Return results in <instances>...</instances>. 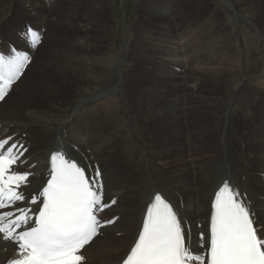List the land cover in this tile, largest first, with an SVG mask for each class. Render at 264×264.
Instances as JSON below:
<instances>
[{
	"label": "bare ground",
	"instance_id": "obj_1",
	"mask_svg": "<svg viewBox=\"0 0 264 264\" xmlns=\"http://www.w3.org/2000/svg\"><path fill=\"white\" fill-rule=\"evenodd\" d=\"M197 1L205 2L202 9L208 22V26L205 23L206 27L197 32L203 37V49H221L217 56H200L196 52L187 58L186 64L175 60L182 70L171 73L161 60H155L160 51L156 44L178 27L175 22L165 25L177 14V0L134 1L131 34L126 37L127 45L122 49L124 63L120 67L118 62L114 63L117 53L100 37L110 33L113 27L106 16L111 13L107 1L60 0L57 4L66 2L68 15L77 20L75 35L55 38L59 42L50 56H55L57 61L52 64V59L43 61L46 64L40 67L43 73L39 75V83L21 93L19 103L24 104L25 110L19 114L18 110L6 108V102L21 89L37 53L47 46L45 42L52 29L61 28L64 18L53 14L57 11L51 4L54 0L48 5L44 0H0V51H9L13 45L34 58L0 102V139L12 137L9 144H22L27 149L14 165L16 172L31 173L27 184L18 189L24 194V201L18 207L37 208L38 204L29 201L45 182L48 157L63 148L72 160L88 170L91 168V174L97 168L100 170L104 203L116 201L102 216L107 221L116 213L129 217L111 238L100 232V243H96L97 236L85 246L80 253L85 258L83 264H116L126 256L140 225L137 208L143 215L154 192H162L176 208L184 221L191 251L201 252L207 245V240L202 242L199 237L201 234L207 237L215 188L225 181L249 200L256 222L261 221L257 225L264 227L261 209L264 180L260 176L254 190L248 173L253 167L259 170L260 164L264 168V21L256 22L259 11H264V0ZM82 3L98 10L100 17L94 12L93 23L77 14V6ZM19 11L23 19L15 22L14 15ZM97 21L101 27L98 23L95 27ZM149 21L153 23L149 27L154 33H146L144 29ZM28 27L42 36V43L33 50L20 36ZM94 31L97 34L92 37ZM252 38L254 43L247 47ZM233 41L238 47L244 43L249 51L241 63L237 47L229 48ZM61 44L65 46L60 48ZM173 45L161 50H166L169 57L172 51L176 56L187 51L175 50ZM52 66L57 73L52 71ZM186 70L191 74L182 79L178 72ZM128 78L132 79L130 97H108L113 85L122 88ZM65 87H74L72 97L61 101L55 90ZM101 95L106 99L98 101L96 98ZM97 106L91 126V113ZM107 106L110 111L96 128L101 109ZM255 118L257 124H251ZM184 136L190 137V141ZM244 137L251 143H243ZM194 153L202 154L203 159L186 162V156ZM104 155L110 156L113 182L127 179L126 189L121 185L111 186L105 178L101 168ZM123 205L129 206L123 209ZM199 222L201 226L197 227ZM16 253L15 243L0 238V264H8L16 258Z\"/></svg>",
	"mask_w": 264,
	"mask_h": 264
},
{
	"label": "snow or ice",
	"instance_id": "obj_2",
	"mask_svg": "<svg viewBox=\"0 0 264 264\" xmlns=\"http://www.w3.org/2000/svg\"><path fill=\"white\" fill-rule=\"evenodd\" d=\"M25 35L31 46L40 43V34L30 27ZM29 62L23 53H16L11 59L0 55V100ZM11 139H0V210L24 201V194L18 189L27 184L31 175L12 171L27 149L22 144L9 146ZM49 173L46 185L29 201L39 205L38 212L33 213L31 208L0 211V238L17 244L16 258L8 264H83L81 250L104 227L98 214L116 203L102 202L98 168L90 177L63 152L50 156ZM186 238L184 221L174 205L157 193L121 264H264V227L257 225L246 199L227 181L212 201L209 234L200 237L202 242L207 240L206 251L194 254Z\"/></svg>",
	"mask_w": 264,
	"mask_h": 264
},
{
	"label": "rangeland",
	"instance_id": "obj_3",
	"mask_svg": "<svg viewBox=\"0 0 264 264\" xmlns=\"http://www.w3.org/2000/svg\"><path fill=\"white\" fill-rule=\"evenodd\" d=\"M59 1L60 0H54V2H52L51 4H52V7H55V10H57L56 12L54 11L53 14L57 13V14L60 15L61 18H64L63 23L60 26L61 28H58V29H54L53 28L52 29L50 35L48 36V38H47V40L45 42V43H47V46L45 44L44 47L42 49H40L41 51H39L37 53L36 58L35 59L33 58L34 59V63L32 65V67L30 68V71H29L30 73L28 75L27 74L25 75V79L23 80V82H22V84L20 86L21 89L18 92H15L14 94L10 95L8 101L6 102L7 103L5 105L6 108H13L15 110H18L19 114L23 113L24 110H25L24 104L19 103V99H20L21 93H25L27 91H30L32 89V85H34V83H39V80H40L39 75L43 73L42 70L40 69V67H42L43 65L46 64L44 62L47 61V58H48V60L52 59L51 64L53 63V61L54 62L57 61V58L55 56H53V57L50 56L51 52L56 49V46L58 45L57 43L59 42L55 38L57 36H61L62 35V36H65V39H67L68 37L72 38L75 35L74 31H76V29H77V24H76L77 20L72 15H71V17L68 15V12L66 10L67 6H65L66 2H64L63 4L62 3L61 4H57ZM88 1L89 0H87V2ZM106 1H107L108 5L111 8V13L109 15H106L107 16V20L111 21L110 24L112 23L111 25L113 27L111 28L112 30L110 31V33H108V32L104 33L103 36L100 35V37H101V39H103V41H105L109 45L110 50L114 51L115 54L117 53L116 54L117 57L116 56L114 57V63L118 62L119 67H120L124 63L123 58H122V55H123L122 54V49H124L125 46L127 45L126 37H128L131 34V27H132L133 23L131 22V18L130 17H131L132 11H133V5H134V1L135 0H106ZM44 2L47 3V5L50 4V0H44ZM87 2H85V3H87ZM204 4H205L204 1H202V3L200 4V3H198L197 0H177V4H176L177 10H178L177 14H175V16L171 17L170 20H168L169 23L165 24V25H167V24H171V22L172 23L175 22L178 25V27L173 30V32H172L173 34L171 36L170 35L169 36H165L164 39H161V40L157 41L156 46H158L160 48V51L158 52L157 57L155 58V60L156 61L157 60H161V63L163 65H165V67L171 73L172 72H177L178 69H179V67L177 66V62L175 60H177L178 63H181V60H183V61H185V64H186L187 58L189 56H191V55L195 56L196 52H199L200 54H198V53H196V54H198L200 56H203V55L217 56L219 54L218 51L221 48H218L216 51H214L212 49H203L205 47V44L203 43V37L201 38L200 34H197V32L201 31L202 28H205L206 26H208L207 25L208 22L206 21L207 15H206L205 12L203 13V9H202V6ZM77 9H78L77 10V14L78 15L83 16L85 19L90 20L91 22L95 21L93 19V15H94V12L95 13L98 12L97 9H92V10H94V11H92L91 8H90V5H88V6L86 4L83 5V3L80 4V5L78 4ZM19 14H21L20 11L17 12L16 15H14V21L15 22L21 21L19 19H23V17L19 16ZM97 16L100 17L99 14H97ZM71 20H73L74 22L71 21ZM79 20H81V19H79ZM261 21H264V11L262 12L260 10L259 11V18H258V20L256 22L260 23ZM91 22L89 23L90 26L93 25L92 24L93 22L92 23ZM97 23L99 24V22L97 21L95 23L96 24L95 27H97ZM149 23L150 24L148 25L147 29L146 28H144V29L146 30V33H148V32L149 33H154V30L151 27H149V26H152L153 23H151L150 21H149ZM154 23H156V20H154ZM205 23H206V26H205ZM66 24H69L72 27H70L69 25H66ZM143 24H145V23L143 22ZM99 25H100L99 27H101V24H99ZM157 25H158V22H157ZM21 27L22 26H20V28ZM66 27H67V29H66ZM252 27H254V29L256 30V27L254 25H252ZM70 28H74L75 30L71 31ZM138 28L142 29L143 27L139 26ZM129 29H130V31H129ZM196 30H198V31H196ZM151 31H153V32H151ZM92 34L93 35H91V36L95 37L97 32L94 31ZM254 41H255V38L250 39L248 41L247 47L252 45L254 43ZM167 43L169 45L174 44L172 47H174L175 50L187 49V51H182L177 56H176V53H174V51H172V53L170 54V57H169L168 56L169 54L166 55L167 54L166 50L165 51L161 50V48H164L166 45H168ZM243 45H244V43L241 44L240 47H238L236 45V41L235 42L233 41V42L229 43V48H233L235 46L237 47V50L239 51V55H240L239 56V63H241L242 60L245 58V56H248V54H249V51ZM64 46L65 45L61 44L60 48L64 47ZM156 46L153 49H156ZM199 46H201V47H199ZM225 48H226V46H225ZM48 52H50V53H48ZM172 54H173V56H172ZM185 67H186V65L184 66V68ZM50 68L52 69L53 72L57 73L56 72V68L54 66H52ZM25 69H24V71H25ZM162 70H163V72H166V69L163 68V67H162ZM47 72L49 73V71H47ZM189 73H190L189 70H186L184 72H178V74L182 77V79L187 78ZM49 74H50V76H52V73H49ZM21 76H20V78H21ZM74 80H75V78H74ZM131 80H132L131 78H128L126 80V84H124L125 86H123L122 88L118 87L117 85H113L111 87V93L108 95V97H111L112 95L120 97V99H123V98L126 99L127 97H130L129 96V91H130L131 86H132L131 85ZM258 80H261V79L259 78ZM17 82H15L14 84H16ZM207 82L210 83V84H213V82H210V81H207ZM72 83H75V81H73ZM14 84L11 85L10 90L7 91V94H9L11 92V89L14 86ZM205 86H207V85L205 84ZM222 88L223 87H221L220 89H222ZM73 90H74V87H72V88H66L65 87L63 89L62 88L61 89H56L55 92H56L57 97L61 101H63L65 99H71V97H72L71 95H72ZM96 99H98V101H103L106 98H105L104 95H101L100 97H97ZM96 99H94V100H96ZM99 106H97L95 111L91 113V118H90L91 126H92V124H93V122L95 120V117H96V114H97ZM182 108L185 109V106H183ZM108 109H109L108 106L105 108V110L101 109L102 111L99 114V118L97 120L96 128L98 126V123L104 122L105 118L107 117L108 112L110 111V109L109 110ZM121 112H122V109H121ZM257 122H258L257 118H255V120L251 124L256 125ZM250 127L254 128L253 125H250ZM142 132L143 131L141 130V133ZM242 132H244V131H242ZM184 137L188 141H190V139H191L188 136H184ZM243 143L250 144L251 142H249L244 137L243 138ZM263 155L264 154H262V156ZM257 158H259V157H257ZM194 159L201 161L203 159V156H202V154H199V153H194V154H192L190 156H186V162H189L190 160H191L190 162H192ZM253 159H251V161H253ZM257 161L258 160H255L254 162L256 163ZM101 162H102L103 166H101ZM101 162H99V164H100L101 168L103 169V172L105 174V178H107V180L110 183V185L111 186L121 185V186L125 187V189H126L128 187V185H129L128 182H127V179H125L121 183H117V184H115L113 182V178H114L113 177V171H114V169H113L112 163L110 162V156L109 155L102 156ZM249 170H248V173L251 174V176H252V177L250 176V183L252 185V188L254 190H257L258 184L256 182H258V180L260 179L261 174L259 175V173L261 171H264V168L260 164L259 165V170H256V168H254V167L252 169H249ZM12 171L16 172L14 166L12 168ZM130 179H133V178H130ZM134 180L137 183V179H134ZM253 204H254V202H253ZM126 206H129V205H123L122 208L126 209ZM115 211H117V210H115ZM137 211L139 213V220H138V223H139L141 221L140 219H141V216H142V211L140 212V210L138 208H137ZM116 214H115L116 216H118V215L119 216H118L117 220L114 223L108 225V226H110V228L107 229L106 231H103L101 229V232L107 238H111L114 233L119 232V229L123 226V224H122L123 221L129 219V217L125 218L124 216H121L122 215L121 213H116ZM105 221H107V220H105ZM200 226H201V223L199 222L197 224V227H200ZM108 232H110V233H108ZM197 235L199 237V232L197 233ZM101 240H102V235L97 237L96 243H100Z\"/></svg>",
	"mask_w": 264,
	"mask_h": 264
}]
</instances>
